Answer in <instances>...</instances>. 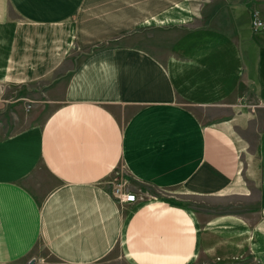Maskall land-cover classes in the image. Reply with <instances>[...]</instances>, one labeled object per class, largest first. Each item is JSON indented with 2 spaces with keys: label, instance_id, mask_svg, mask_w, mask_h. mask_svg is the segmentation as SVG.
<instances>
[{
  "label": "crops",
  "instance_id": "0c3cea01",
  "mask_svg": "<svg viewBox=\"0 0 264 264\" xmlns=\"http://www.w3.org/2000/svg\"><path fill=\"white\" fill-rule=\"evenodd\" d=\"M255 16L264 0H0V264H264ZM119 166L226 206L120 203Z\"/></svg>",
  "mask_w": 264,
  "mask_h": 264
},
{
  "label": "rangeland",
  "instance_id": "374dc122",
  "mask_svg": "<svg viewBox=\"0 0 264 264\" xmlns=\"http://www.w3.org/2000/svg\"><path fill=\"white\" fill-rule=\"evenodd\" d=\"M240 133L244 136V138H248V152L246 153L247 162H256L259 154V146L262 139V124L260 120H252L250 122V126L245 131H240ZM246 136V137H245ZM255 168V166H254ZM108 186L110 192L114 189L119 188L126 192H133L138 195V200H144L148 197H166L173 196L176 197V202L178 204L184 205L186 207L195 209L201 206H206L207 204H218L217 207H225L226 203L223 201L215 200V199H199L195 197H190L187 195H183L178 189H170V190H160L156 188H152L148 185H144L135 181L132 177H130L127 169L119 166L115 169V171L108 177ZM39 264H58L52 257L45 251L41 250L39 255ZM104 264H130L126 260L125 254L120 249H115L111 255L107 258V261Z\"/></svg>",
  "mask_w": 264,
  "mask_h": 264
},
{
  "label": "built area",
  "instance_id": "2783aa9c",
  "mask_svg": "<svg viewBox=\"0 0 264 264\" xmlns=\"http://www.w3.org/2000/svg\"><path fill=\"white\" fill-rule=\"evenodd\" d=\"M253 28L255 31H264V21L255 16L253 19ZM30 106H28L29 108ZM111 195L120 203H135L138 201V196L131 192L124 193L122 189L116 188L111 192Z\"/></svg>",
  "mask_w": 264,
  "mask_h": 264
},
{
  "label": "water",
  "instance_id": "95a60500",
  "mask_svg": "<svg viewBox=\"0 0 264 264\" xmlns=\"http://www.w3.org/2000/svg\"><path fill=\"white\" fill-rule=\"evenodd\" d=\"M29 264H35V259H32Z\"/></svg>",
  "mask_w": 264,
  "mask_h": 264
}]
</instances>
